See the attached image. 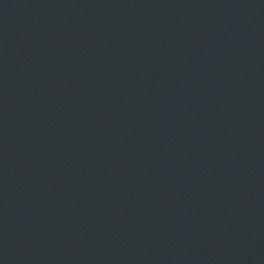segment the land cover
<instances>
[{
  "label": "water",
  "instance_id": "water-1",
  "mask_svg": "<svg viewBox=\"0 0 264 264\" xmlns=\"http://www.w3.org/2000/svg\"><path fill=\"white\" fill-rule=\"evenodd\" d=\"M0 264H264V0H0Z\"/></svg>",
  "mask_w": 264,
  "mask_h": 264
}]
</instances>
